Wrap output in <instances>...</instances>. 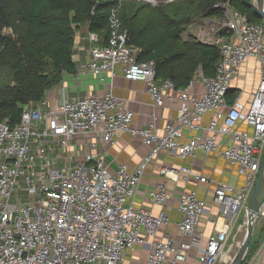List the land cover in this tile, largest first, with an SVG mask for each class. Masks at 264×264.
<instances>
[{"label":"built area","instance_id":"2783aa9c","mask_svg":"<svg viewBox=\"0 0 264 264\" xmlns=\"http://www.w3.org/2000/svg\"><path fill=\"white\" fill-rule=\"evenodd\" d=\"M211 9L221 11L220 19H204L182 37L218 49L213 76L197 70L185 89L157 80L152 62L136 61L112 9L107 42L97 46L98 36L88 35L94 47L87 69L107 76L99 82L108 88L74 100L62 89L55 109H45L43 99L28 106L18 122L0 121V264H125L128 251L145 247L142 264H191L190 252L197 264L216 263L239 211L245 210L264 157V22L249 23L228 2ZM248 60L256 62L259 81L245 107L238 99L229 102L227 94ZM117 67L126 79L145 84L155 108L178 102L162 134L154 114L146 127L133 126V112L111 91ZM120 134L138 138L150 151L134 168L120 164L110 170L103 156L88 152L97 151L99 143L113 144ZM77 141L75 155L71 146ZM162 151L181 160L197 153L216 155L242 177L238 189H214L212 202L223 215L211 221L218 226L212 236L205 239L197 229L206 204L194 190L182 193L176 204V233L185 241L173 233L158 237L169 220L165 183L144 197L161 208L157 214L136 204L144 167ZM160 172L169 179L167 171ZM189 177L206 182L197 174Z\"/></svg>","mask_w":264,"mask_h":264},{"label":"trees","instance_id":"16d2710c","mask_svg":"<svg viewBox=\"0 0 264 264\" xmlns=\"http://www.w3.org/2000/svg\"><path fill=\"white\" fill-rule=\"evenodd\" d=\"M226 2L249 23H263L251 0H177L154 8L133 0H0V121L18 122L28 106L37 105L61 83L64 74L74 75L77 33L88 30L98 36L99 45L105 44L112 9L136 61L152 62L157 80L185 89L197 70L213 76L218 49L181 38L192 22L186 4L196 3L197 15L204 19H220L221 11L211 7ZM232 94L227 95L229 102ZM241 230L236 237L230 232L232 245L227 241L215 264L231 255Z\"/></svg>","mask_w":264,"mask_h":264},{"label":"crops","instance_id":"0c3cea01","mask_svg":"<svg viewBox=\"0 0 264 264\" xmlns=\"http://www.w3.org/2000/svg\"><path fill=\"white\" fill-rule=\"evenodd\" d=\"M88 30H81L77 34L76 43L73 48V60L76 66L74 75L64 74L61 83L46 92L45 101L47 105L45 109H55L58 105V96L61 89L64 90L68 100L86 97L92 94H102L104 89L108 88L99 82L102 75L92 74L88 71L87 66L91 61V47L88 44L86 35ZM108 78L107 76H102ZM259 81V72L257 64L254 60L245 62L235 73L230 81L228 94H232V98L248 107L252 94L257 87ZM106 82V81H105ZM112 94L122 102L123 106L133 112V126L144 128L152 122V115L156 116L155 126L159 134L167 122H172L174 112L178 108V102H164L160 108H155L147 93L145 84L138 81L126 79L120 67L115 69L111 80ZM227 94V95H228ZM232 100V101H233ZM230 101V102H232ZM208 117H204L202 125L205 126ZM249 130V128H247ZM80 142L77 141L71 146L75 155ZM150 149L141 144L138 138H131L127 134H120L115 138L113 144L103 145L99 143L97 151H90L101 155L104 158L105 165L110 169H116L120 164H126L129 168H134L149 153ZM82 158L77 157L78 161ZM161 170L168 172V178L161 175ZM190 174H197L206 179L205 183L195 180L193 177L185 179ZM159 183H165L169 203L167 205L168 223L161 227L158 237L161 233H173L177 240L185 241L176 233L175 223L180 220V215L176 211V204L182 193L194 190L199 199L206 204V210L199 219L197 229L206 239L217 229V225H213L211 221L219 218L220 209L218 205L213 204L212 197L214 189L218 185H228L240 188L243 180L237 173L236 169L223 158L216 155L204 156L197 153L193 157L185 160L173 157L169 152H160L151 162L146 164L143 176L137 190L136 204L148 209L152 214H157L161 208L151 205L144 200L145 194L154 189ZM244 211L242 209L241 213ZM223 215V214H222ZM246 218V217H245ZM204 239V240H205ZM148 248H135L128 251L125 258V264H142ZM189 262L197 264L194 259L195 254L190 252ZM242 264H264V221L257 229L252 237L247 255Z\"/></svg>","mask_w":264,"mask_h":264},{"label":"water","instance_id":"95a60500","mask_svg":"<svg viewBox=\"0 0 264 264\" xmlns=\"http://www.w3.org/2000/svg\"><path fill=\"white\" fill-rule=\"evenodd\" d=\"M251 5L256 9L258 15L261 17L264 22V0H251ZM264 176V157L260 163L259 172L255 180V184L253 190L249 196V199L246 203L244 210V221L245 217L252 218V224H248V227L245 226L246 233L243 237L242 244L238 250L236 257L234 258L231 264H242L247 252L250 241L254 236L257 229L261 226L264 221V194L262 198L257 201L259 196V191L261 187V183Z\"/></svg>","mask_w":264,"mask_h":264},{"label":"rangeland","instance_id":"374dc122","mask_svg":"<svg viewBox=\"0 0 264 264\" xmlns=\"http://www.w3.org/2000/svg\"><path fill=\"white\" fill-rule=\"evenodd\" d=\"M122 1H125V0H122ZM133 1L137 2L138 4H144V5H148L150 8H154V7L163 5V4L171 5V4L175 3L177 0H168V1H164V2L161 1L160 3L152 2V1L150 2V1H146V0H133ZM186 5H187V7L189 9V15L192 18L191 24L187 27V29H188L190 27H193L195 25H198V24L202 23V21L204 20L205 17H202V16L200 17L199 15H197L198 11H196V9H197L196 8V3H193V4L189 3V4H186ZM186 31L187 30H185L184 32H186ZM184 32L182 34H184ZM89 33L90 32L87 33L86 39L88 41V44L92 48V47H94V44H92L89 41V38H88ZM182 34H181L182 40H187V39L182 37ZM76 38H77V35H76ZM97 46H100L99 45V41L97 43ZM2 75H3V78H7L6 74L5 75L2 74ZM60 153H62V152H60ZM263 194H264V176H263V180H262V183H261V187H260L259 196H258L257 201H259L262 198ZM241 211H242V209L238 213L237 219H236V221H235V223H234V225L232 227L231 233L233 232L235 234V237H236L237 233H238V229H240V227H242V230H241L242 234L241 233L239 234L240 239H239L238 243L231 249V255H228V256L225 257V260H224L223 264H228L230 262L232 263V261L234 260V258L236 257V255L238 253V250H239V248H240V246L242 244L243 237H244V235L246 233L245 226H247V216H246L245 221H244V217H243L244 216V211L242 213H241ZM228 239H227L228 243L232 245L233 239H231V238L229 240ZM227 241H226V243H227ZM224 252H226V249H225Z\"/></svg>","mask_w":264,"mask_h":264},{"label":"bare ground","instance_id":"6f19581e","mask_svg":"<svg viewBox=\"0 0 264 264\" xmlns=\"http://www.w3.org/2000/svg\"><path fill=\"white\" fill-rule=\"evenodd\" d=\"M146 1H150V2L152 1V2L160 3L161 1L164 2V1H168V0H146ZM144 168H145V167H144ZM251 219H252V218H251ZM251 219L247 217V227H248V224L250 225V224L253 223V225H254V222H252Z\"/></svg>","mask_w":264,"mask_h":264}]
</instances>
